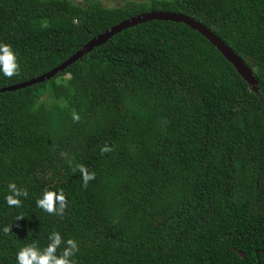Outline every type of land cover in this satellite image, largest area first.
I'll list each match as a JSON object with an SVG mask.
<instances>
[{
    "label": "trees",
    "instance_id": "obj_1",
    "mask_svg": "<svg viewBox=\"0 0 264 264\" xmlns=\"http://www.w3.org/2000/svg\"><path fill=\"white\" fill-rule=\"evenodd\" d=\"M81 1L0 0V43L20 65L11 79L0 72V88L165 10L212 30L259 89L196 31L152 21L49 81L0 93V264L53 231L77 242L76 264H264V0ZM77 164L95 172L87 187ZM11 182L28 191L18 208L5 199ZM46 188L63 189L62 216L37 207Z\"/></svg>",
    "mask_w": 264,
    "mask_h": 264
},
{
    "label": "clouds",
    "instance_id": "obj_2",
    "mask_svg": "<svg viewBox=\"0 0 264 264\" xmlns=\"http://www.w3.org/2000/svg\"><path fill=\"white\" fill-rule=\"evenodd\" d=\"M0 72L9 79L20 74V65L16 52L12 49L10 44L0 43ZM72 119L74 122H79V115L73 111ZM113 148L103 146L101 154L112 151ZM62 155H65L62 153ZM71 164V161H69ZM78 170L81 173L83 186L87 187L89 181L95 179V172H90L83 164H77L74 171ZM8 194L5 199L9 207H20L22 205L21 198H27V189L18 188L15 182L8 185ZM37 207L43 209L45 212L52 215H63L67 198L60 189L58 192L45 189L41 198L36 201ZM22 217H17L21 219ZM5 234L11 232V226H5L3 229ZM49 244L41 249L35 241L22 247L17 253V264H76L73 259L75 253L78 251V244L74 239L64 241L58 231H53L49 236ZM62 244L66 246L62 251L57 252Z\"/></svg>",
    "mask_w": 264,
    "mask_h": 264
},
{
    "label": "water",
    "instance_id": "obj_3",
    "mask_svg": "<svg viewBox=\"0 0 264 264\" xmlns=\"http://www.w3.org/2000/svg\"><path fill=\"white\" fill-rule=\"evenodd\" d=\"M152 21L182 23L191 30L196 31L203 38H205L224 57L227 62L231 64L236 73L243 79V81L246 82L253 92H258V81L254 77L252 70L212 30L201 24L199 21L184 14L165 10H152L130 16L129 18L111 26L104 32L92 37L73 55L61 62L59 65L55 66L50 71L45 72L37 77L30 78L27 81L0 88V93L15 92L17 90L25 89L27 87L49 81L58 73L66 70V68L71 66L73 63L81 60L85 55L89 54L94 49L106 44L112 37L119 34L120 32L128 28ZM238 253L241 254L240 252Z\"/></svg>",
    "mask_w": 264,
    "mask_h": 264
},
{
    "label": "rangeland",
    "instance_id": "obj_4",
    "mask_svg": "<svg viewBox=\"0 0 264 264\" xmlns=\"http://www.w3.org/2000/svg\"><path fill=\"white\" fill-rule=\"evenodd\" d=\"M76 2H79L81 4V6H85L84 3L81 0H74ZM95 1H99L100 3H102L105 7H114L119 6V5H123L125 2H130V3H139L141 2H145V4H149L148 2L150 0H95ZM94 1V2H95ZM125 1V2H124ZM147 2V3H146Z\"/></svg>",
    "mask_w": 264,
    "mask_h": 264
},
{
    "label": "flooded vegetation",
    "instance_id": "obj_5",
    "mask_svg": "<svg viewBox=\"0 0 264 264\" xmlns=\"http://www.w3.org/2000/svg\"><path fill=\"white\" fill-rule=\"evenodd\" d=\"M125 2V1H124ZM136 2H137V0H136ZM116 6V5H115ZM254 252H255V254H257L259 251L258 250H254ZM238 253V252H237ZM241 253V252H240ZM239 254V253H238ZM240 255V257H243L244 256V254L243 253H241V254H239ZM256 258H257V255H256ZM257 264H259V261L257 262Z\"/></svg>",
    "mask_w": 264,
    "mask_h": 264
}]
</instances>
